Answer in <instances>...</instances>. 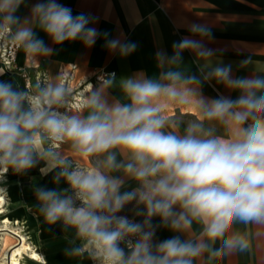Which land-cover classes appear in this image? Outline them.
Instances as JSON below:
<instances>
[{
  "label": "clouds",
  "instance_id": "obj_1",
  "mask_svg": "<svg viewBox=\"0 0 264 264\" xmlns=\"http://www.w3.org/2000/svg\"><path fill=\"white\" fill-rule=\"evenodd\" d=\"M14 2L19 4L20 0ZM12 3L13 0H4L0 10ZM32 12L56 43L77 38L88 45L95 42L96 29L86 27L89 17L84 14L73 16L70 8L53 0L36 4ZM6 20L16 23L19 18L8 15ZM191 31L209 34L199 25H193ZM15 40L27 53L48 52L42 40L34 39L30 27L18 30ZM111 43L114 47L118 41ZM174 47L196 49L201 45L196 40L184 39ZM134 48V44L123 46L125 50ZM178 56L179 53L172 62ZM229 71L217 68L215 75L227 79ZM164 78L171 83L165 85L149 79L125 81L123 90L131 105L106 109L94 99V112L85 119L49 115L39 101L32 110L22 111L23 94L13 91L9 84L0 83V163L17 170L31 168L33 152L41 143L36 130L43 129L54 141L71 140L85 157L109 153L106 164L110 169L123 168L141 183L140 189L121 195V181L95 168L61 171L59 175L66 178L81 201L83 206L79 207L72 197L56 190H37L45 221L55 224L62 220L76 228L81 237H90L106 264H192V258L208 247L205 243L172 238L160 244L159 255L153 256L149 245L152 232H144L130 257L124 260L123 250L117 247L118 240L125 233H141L142 226L121 218L115 229L109 231V226L94 213L109 206L114 213L137 196L139 202L146 204L149 216L160 215L166 223L171 222L174 230H188L195 220L203 225L201 237L212 243L222 240L223 248L229 250L243 251L249 247L248 240L238 233L225 238L237 221L264 223V95L256 96V91L264 90V79L229 81L243 95L236 101H213L205 112L209 119L223 120L236 129L232 138L224 139L210 137L208 133L204 136L209 138H203L198 134L199 125H190L183 137L162 131L168 119L163 114L162 98L182 104L189 102L187 90L177 87L180 73L169 71ZM61 94L60 88L45 93L44 103L57 102ZM234 108L239 110L233 111ZM249 119L252 122L242 127ZM117 148L130 154L132 162L116 163L115 154L109 150ZM174 206L181 211L174 213ZM79 251L76 249L73 254ZM214 254L219 256L221 251Z\"/></svg>",
  "mask_w": 264,
  "mask_h": 264
},
{
  "label": "crops",
  "instance_id": "obj_2",
  "mask_svg": "<svg viewBox=\"0 0 264 264\" xmlns=\"http://www.w3.org/2000/svg\"><path fill=\"white\" fill-rule=\"evenodd\" d=\"M47 2L20 0L19 4H15L13 0L9 7L0 10V32L10 29L15 36L22 27H30L34 39L42 40L48 49L46 53L34 54L27 53L22 45L19 49V66L30 67L31 92L25 87L21 70L12 74L0 63V83L9 84L13 91L23 94L22 111L31 110L30 97L44 99V92L58 88L64 71H71L74 80L89 79L100 68L117 71V75L107 83L92 85L85 107L65 111L68 117L81 119L94 112V99L106 109L131 105L123 90L125 81L149 79L166 85L171 81L164 76L173 71L180 73L181 81L177 82V87L187 90L189 102L182 104L178 100L162 98L163 114L168 117L162 131L183 137L190 125H199L201 131L198 134L203 138L230 139L236 129L223 120L209 119L205 112L213 101H236L243 95L229 81L264 79V0H53L70 8L73 16L84 14L89 17L86 27L97 32L91 45L80 38L56 43L40 27L39 18L32 12L36 4ZM3 3L4 0H0V5ZM8 15L18 17V22H8ZM193 25L204 27L209 34L193 33ZM184 39L196 40L201 47H174ZM112 41L118 43L113 47ZM133 44L134 49H123L124 45ZM201 51H208L210 55H201ZM177 53L178 59L172 62ZM217 68H229L228 78H218L215 75ZM260 95H264V90L256 91V96ZM236 110L239 109H233ZM242 127H247L246 123ZM36 131L39 132V129ZM204 133L209 136H204ZM56 142H61L59 147H56ZM52 144L55 146L47 158L44 156L47 151L45 145V149H41L40 145L36 148L31 168L17 170L10 164H0H6L8 168L2 185L7 188L9 198L7 214H0V224L5 215L11 219L30 216L34 224L28 231L34 234L32 238L44 257L43 263L36 264H106L95 244L90 242V237H81L76 228L62 220L49 224L40 211L37 190H56L63 194L72 192L66 178L59 175L64 170L54 156V149L59 148L62 157L77 169L79 165L85 171L95 168L109 178L120 180L121 195L140 189L141 183L123 168L110 169L106 164L109 153L85 157L67 138L52 140ZM109 152L115 154L118 164L132 162L130 154L122 153L118 148ZM105 210L112 221L132 219L142 226L143 233L152 232L149 245L153 256L159 255L158 247L164 241L178 238L181 242L208 245L205 251L192 258V264H264V223L237 221L225 234L228 238L238 233L248 240L249 247L240 251L223 248L222 240L212 243L201 237L203 225L195 220L188 230H174L171 222L166 223L160 215L149 216L146 204L139 202L138 196L114 213L110 206ZM173 211L179 213L181 209L174 206ZM117 247L123 250L124 260L133 251L122 245ZM76 249L80 251L73 254ZM217 250L221 251L219 256L214 254Z\"/></svg>",
  "mask_w": 264,
  "mask_h": 264
},
{
  "label": "built area",
  "instance_id": "obj_3",
  "mask_svg": "<svg viewBox=\"0 0 264 264\" xmlns=\"http://www.w3.org/2000/svg\"><path fill=\"white\" fill-rule=\"evenodd\" d=\"M21 44L15 40V36L12 35L10 29H4L0 32V63L3 68L12 74H15L17 70H21L20 75L24 79L25 87L28 92H31V75L30 67H21L18 64V52ZM117 75V71L109 70L106 68L98 69L94 75L86 80H74L71 71H64L62 79L58 88L62 90L61 97L57 102H54L53 107L57 104L62 110L69 112L71 109H80L88 104V93L94 83H107L111 78ZM44 92V100H45ZM47 109H50L47 107ZM252 122L249 119L246 125ZM129 223L136 224L134 220H127ZM120 221H111L108 230H114L115 226ZM143 229L141 233L123 234L122 238L118 240L117 245H122L128 249H133L141 239Z\"/></svg>",
  "mask_w": 264,
  "mask_h": 264
},
{
  "label": "bare ground",
  "instance_id": "obj_4",
  "mask_svg": "<svg viewBox=\"0 0 264 264\" xmlns=\"http://www.w3.org/2000/svg\"><path fill=\"white\" fill-rule=\"evenodd\" d=\"M36 101H39L40 106L45 108L47 112H51L50 115L55 114L58 116V118L67 116L65 111L59 108H53L54 103L46 105L44 103V99H41L40 97L29 98L30 106H28L31 108V110L36 106ZM47 107L50 109H47ZM55 144L56 147L60 146L59 142H56ZM40 148H44L42 139ZM78 169L85 171V168L82 165H79ZM7 171L8 168L6 164L0 165V214H5L7 212V205L9 204L7 188L2 185V183L6 181L4 174L7 173ZM64 195L71 197L70 193ZM94 215H97V212H95ZM28 220V215H24L22 217L20 216L19 218L15 219H11L9 215L3 216L2 222L0 224V264L43 263L44 257L37 249V242L34 240V238H32L31 233L28 231ZM12 238H14V241L11 240ZM99 255L102 256L100 253Z\"/></svg>",
  "mask_w": 264,
  "mask_h": 264
},
{
  "label": "rangeland",
  "instance_id": "obj_5",
  "mask_svg": "<svg viewBox=\"0 0 264 264\" xmlns=\"http://www.w3.org/2000/svg\"><path fill=\"white\" fill-rule=\"evenodd\" d=\"M59 105H55L53 108H59ZM51 112L48 111V114L50 115ZM39 134L42 137L43 140V144L45 145V147L47 148L46 153H44V156L47 158L50 155V152L53 150V144H52V139L48 136L47 132L44 131L43 129H39ZM61 143V142H59ZM56 150V153L54 154V156L56 157L57 162L62 165V169L63 170H67L68 172H72V171H78L79 169H77L75 167L74 164H70L68 162V160L66 158H63L62 155L59 153V148L54 149ZM81 171V170H79ZM71 197L74 200V204L75 206L79 207L82 206L81 201L79 199L76 198L75 192L74 190H72L71 192ZM97 215H95L102 223L104 224H109L112 220L110 219V217H108L106 210L105 209H99L96 210ZM100 215V216H99ZM29 225H28V229H30L32 227V225L34 224V221L30 218L29 216ZM34 234L31 233V236H33ZM12 241H14V238L11 239Z\"/></svg>",
  "mask_w": 264,
  "mask_h": 264
}]
</instances>
